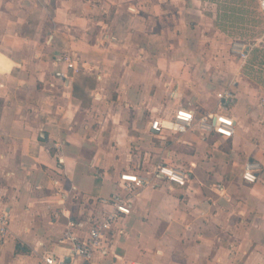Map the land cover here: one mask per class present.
<instances>
[{
  "label": "crops",
  "instance_id": "0c3cea01",
  "mask_svg": "<svg viewBox=\"0 0 264 264\" xmlns=\"http://www.w3.org/2000/svg\"><path fill=\"white\" fill-rule=\"evenodd\" d=\"M260 1L0 0V264L68 255V222L86 237L113 194L131 211L80 264H264V87L245 72L264 48V27L250 31ZM225 91L231 138L149 126L181 107L220 111ZM162 164L187 184L163 180ZM124 173L148 183L126 193Z\"/></svg>",
  "mask_w": 264,
  "mask_h": 264
},
{
  "label": "built area",
  "instance_id": "2783aa9c",
  "mask_svg": "<svg viewBox=\"0 0 264 264\" xmlns=\"http://www.w3.org/2000/svg\"><path fill=\"white\" fill-rule=\"evenodd\" d=\"M260 6L264 11V0L260 1ZM241 53V52H240ZM241 55L244 56L243 53ZM62 60L68 68H73V62L67 56ZM56 76H63L62 72H57ZM220 99L217 108L220 111L212 113H195L194 109L181 107L168 119L153 118L149 126L156 133L162 132L164 129H169L174 133H184L189 130L194 124L198 132L201 134H216L224 138H231L235 131V121L227 113V102L232 97L229 91H225L217 95ZM56 147L58 145H55ZM260 164L257 162H246L242 170V179L250 184H253L258 179ZM155 172L161 175L162 179L167 183L175 184L178 187H183L187 184V175L179 168L158 165ZM128 177V178H127ZM56 184H58L55 181ZM148 183V179L140 177L133 173H124L119 176V188L126 193H132L135 189L142 187ZM99 202L109 206V210L104 211L101 218L91 221V226L87 236L84 238L78 237L73 228L75 223L69 221L67 228L62 233L58 243L64 246L68 251V255H60L53 252H45L42 256L44 264H80V262H88L92 259L94 253L100 248L102 240L107 232L123 216H128L131 211V204L127 196L121 194H113L107 198H100ZM8 214L0 209V235L4 236L8 233ZM130 264H139L133 262Z\"/></svg>",
  "mask_w": 264,
  "mask_h": 264
},
{
  "label": "rangeland",
  "instance_id": "374dc122",
  "mask_svg": "<svg viewBox=\"0 0 264 264\" xmlns=\"http://www.w3.org/2000/svg\"><path fill=\"white\" fill-rule=\"evenodd\" d=\"M258 17H259L258 20L261 22L262 27L260 25V27L258 29H255L254 28L255 26H253V28H250V31H254V33L255 32L257 33L259 31H261L262 28L264 27V24H263V22H264V12L263 13H261V12L258 13ZM248 25H249V23H248ZM240 50H241V48L239 46L238 47H234V46H231V44H230L229 47H226V54H229L230 57L232 58V60H234L237 63L238 59L235 58L234 55L236 57H239V59H241V56H240V54L238 52ZM237 54H238V56H237ZM246 60L247 61H246L245 66L248 68L247 70H245L246 74L249 77H252L253 79H255V81L257 83H259L260 85H262L264 87V69H261L260 67H259L260 69H258V67L254 68L253 66L257 65V62H253V64H252V63H250L251 61L249 62L250 58H248V59L246 58Z\"/></svg>",
  "mask_w": 264,
  "mask_h": 264
},
{
  "label": "trees",
  "instance_id": "16d2710c",
  "mask_svg": "<svg viewBox=\"0 0 264 264\" xmlns=\"http://www.w3.org/2000/svg\"><path fill=\"white\" fill-rule=\"evenodd\" d=\"M250 60L249 62L253 64V62H257L260 67L264 69V48L261 50L260 48L256 47L253 48L250 54Z\"/></svg>",
  "mask_w": 264,
  "mask_h": 264
}]
</instances>
